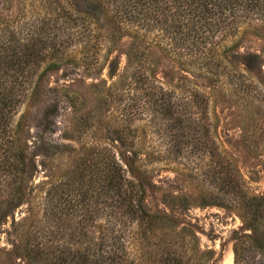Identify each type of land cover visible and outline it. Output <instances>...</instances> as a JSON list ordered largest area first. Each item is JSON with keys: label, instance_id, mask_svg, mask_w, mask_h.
Returning a JSON list of instances; mask_svg holds the SVG:
<instances>
[{"label": "trees", "instance_id": "1", "mask_svg": "<svg viewBox=\"0 0 264 264\" xmlns=\"http://www.w3.org/2000/svg\"><path fill=\"white\" fill-rule=\"evenodd\" d=\"M80 1V8L72 10L67 0H18L15 15L0 19V225L32 195L36 156L61 151L59 144L47 143L43 135L23 140L26 115L21 107L38 91L43 73L78 61L90 70L106 65L113 77L119 62L115 64L110 55L127 37L126 47L120 50L125 63L117 77L125 79L119 87L111 82L100 100L105 104L111 99L118 109L115 136L110 140L115 142L113 149L122 148L120 160L109 158L101 188L98 183L96 194L87 192L83 198L92 201L89 206L82 209L75 201L70 204L71 214L80 217L71 232L87 236V242L80 243H86L84 251L67 247L72 253L63 251L66 255L60 260L136 264L131 240L135 236L148 239L154 230L174 224L167 214H151L145 207V188L152 182L133 139L139 131L135 122L146 121L163 137L169 134L174 140L184 136L185 127L196 132V114L207 109V101L188 78H233V72L226 70L234 69L233 63L246 72L261 69V53H241L221 42L240 32L264 37V0ZM0 9H8V0H0ZM162 64L169 68L163 72L166 81L157 77ZM169 78L183 79L174 84ZM49 99L41 114L44 129L53 132L64 104L78 121L81 104L74 91L62 87ZM49 199L39 205L44 213L50 207L48 213L53 216L54 200ZM101 201L104 206L99 207ZM55 250L60 249L55 246Z\"/></svg>", "mask_w": 264, "mask_h": 264}, {"label": "rangeland", "instance_id": "2", "mask_svg": "<svg viewBox=\"0 0 264 264\" xmlns=\"http://www.w3.org/2000/svg\"><path fill=\"white\" fill-rule=\"evenodd\" d=\"M67 2L72 10L83 4ZM17 10L18 0H8V9H0V19L14 16ZM128 41L123 37L110 55L115 64L119 62L113 77L106 65L90 70L78 61L64 63L45 71L38 91L22 105L26 115L23 140L43 135L47 143L59 144L61 151L36 156L32 195L1 221L0 264H74L69 258L60 260L71 252L67 247L84 251L86 243H80L87 236L71 232L80 217L71 214L70 204L75 201L82 209L89 206L92 201L83 198L87 192L95 195L98 183L101 188L109 158L120 160L122 148L113 149L115 142L110 140L115 136L118 109L111 99L105 104L100 100L111 82L119 87L125 79L117 77L125 63L120 50ZM221 45L264 57V37L249 32L227 37ZM233 66L226 69L233 72V78H188L207 101V109L196 114V132L185 127L184 136L174 140L169 134L163 137L146 121L135 122L139 131L133 139L152 182L145 188V207L151 214H167L174 224L154 230L148 239L135 236L131 240L136 264L180 260L178 264H264V65L254 72L236 63ZM168 70L160 65L157 77L166 81L163 72ZM180 79L169 78L174 84ZM62 87L80 98L78 121L64 104L50 132L43 128L42 109ZM84 124L89 125L78 129ZM51 196L53 216L48 213L50 207L44 213L39 205L42 199L50 202Z\"/></svg>", "mask_w": 264, "mask_h": 264}, {"label": "bare ground", "instance_id": "3", "mask_svg": "<svg viewBox=\"0 0 264 264\" xmlns=\"http://www.w3.org/2000/svg\"><path fill=\"white\" fill-rule=\"evenodd\" d=\"M230 259V258H229Z\"/></svg>", "mask_w": 264, "mask_h": 264}]
</instances>
